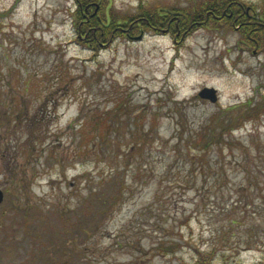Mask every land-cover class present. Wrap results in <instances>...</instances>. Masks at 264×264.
<instances>
[{
	"label": "rangeland",
	"instance_id": "374dc122",
	"mask_svg": "<svg viewBox=\"0 0 264 264\" xmlns=\"http://www.w3.org/2000/svg\"><path fill=\"white\" fill-rule=\"evenodd\" d=\"M212 1L264 10L95 3ZM75 10L0 0V264H264V45L226 19L89 45Z\"/></svg>",
	"mask_w": 264,
	"mask_h": 264
},
{
	"label": "trees",
	"instance_id": "16d2710c",
	"mask_svg": "<svg viewBox=\"0 0 264 264\" xmlns=\"http://www.w3.org/2000/svg\"><path fill=\"white\" fill-rule=\"evenodd\" d=\"M95 2L98 0H76L74 12L77 35L89 45L102 41L108 42L111 37L125 36L132 39L145 30L172 32L175 35L183 34L217 19H226L229 23H235L245 38L249 37L257 45H264V10L258 13V10L251 7L241 9L238 2H208L195 13L178 9L141 11L121 21L112 20V17H106L105 14L100 17ZM250 102H247V106L251 105ZM233 129L230 128V131ZM221 141L222 143L229 142L224 137ZM197 254L195 264H211L204 254L198 251Z\"/></svg>",
	"mask_w": 264,
	"mask_h": 264
},
{
	"label": "water",
	"instance_id": "95a60500",
	"mask_svg": "<svg viewBox=\"0 0 264 264\" xmlns=\"http://www.w3.org/2000/svg\"><path fill=\"white\" fill-rule=\"evenodd\" d=\"M198 96L202 99L209 100L211 103H215L217 101V92L213 88H203ZM3 201V192L0 190V203Z\"/></svg>",
	"mask_w": 264,
	"mask_h": 264
}]
</instances>
